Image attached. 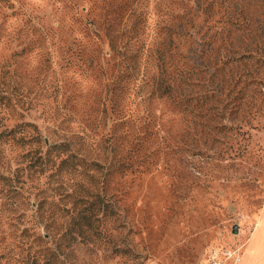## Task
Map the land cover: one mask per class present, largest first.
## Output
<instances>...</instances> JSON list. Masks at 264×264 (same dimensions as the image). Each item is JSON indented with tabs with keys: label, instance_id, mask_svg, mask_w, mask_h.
<instances>
[{
	"label": "rangeland",
	"instance_id": "rangeland-1",
	"mask_svg": "<svg viewBox=\"0 0 264 264\" xmlns=\"http://www.w3.org/2000/svg\"><path fill=\"white\" fill-rule=\"evenodd\" d=\"M72 1L83 11L82 17L78 16L83 22L109 19L118 8L123 15L135 9L136 15L150 24L140 36L145 46L153 41L152 30L161 14L171 19L212 2L215 11L211 20L207 19L220 21L215 25L223 26L224 45L233 50H221V55L236 57L253 50V62L246 61V66L232 62L220 72L226 83L230 77L233 83L238 80L232 93L224 97L223 116L210 121L224 125L222 131L209 126L188 128L177 120L171 134L165 136L166 143L157 149V165L118 182L117 206L125 226L118 248H128L133 254H116L107 234L94 246L81 244L75 249V259L68 257L65 264H82L89 258L95 264H239L243 253L247 254L244 264H264V0ZM69 2L0 0V83L18 88L15 93L25 96L27 103L21 114L38 124L50 115L60 120L62 107L69 108L66 78L71 73L66 72L62 58L66 39L79 37L76 25L71 28L73 33L66 35L67 22L76 13L68 10ZM242 22L249 29L235 28ZM125 37L117 38L120 49ZM83 47L89 49L90 43ZM103 50L108 54L106 44ZM152 59L151 52L148 66H156ZM123 61L120 66H133L130 58ZM117 62L116 57L109 64L116 66ZM74 75L81 102L90 103L92 80L87 74ZM75 111L81 117L85 112L94 117L93 110L83 105ZM1 131L0 254L3 248L14 250L10 232L18 213L28 209L27 200L18 205L15 193L23 180L16 176L21 160L17 155L22 149ZM111 180L101 176L97 183L105 188L107 198L114 185ZM91 182L92 189L96 180Z\"/></svg>",
	"mask_w": 264,
	"mask_h": 264
},
{
	"label": "trees",
	"instance_id": "trees-1",
	"mask_svg": "<svg viewBox=\"0 0 264 264\" xmlns=\"http://www.w3.org/2000/svg\"><path fill=\"white\" fill-rule=\"evenodd\" d=\"M77 6L72 0L67 6L76 13L67 22L66 35L76 25L79 37L69 36L65 41L62 61L71 73L66 78L69 108L62 107L60 120L53 115L43 118V124L26 120L20 112L26 97L15 93V86L0 83L1 135L22 149L16 176L23 180L15 193L18 205L28 203L10 232L14 250L3 248L0 264H65L66 258L75 259V249L81 244L94 246L107 234L116 254L132 255L130 249L118 248L125 227L117 206L118 182L157 165V149L166 143L177 120L188 128L209 126L222 131L224 125L210 121L223 116L224 97L238 80L233 83L230 77L226 83L220 72L232 62L236 66L253 62V50L236 57L221 55V50H233L224 45L223 26L215 25L220 21L209 22L215 11L212 2L171 19L161 14L152 30L153 41L146 46L140 36L150 24L135 9L123 15L118 8L109 19L96 23L81 21L78 16L83 11ZM196 15L203 18L198 20ZM236 25L237 29L249 27L244 22ZM119 37H125L122 49L116 46ZM82 39L90 43L89 49L85 50ZM151 52L156 66H148ZM116 57L119 62L110 66ZM129 58L133 66H120ZM77 73L92 80L90 103L81 102V91L74 83ZM82 105L92 109L94 117L87 112L81 117L75 111ZM3 120L14 122L3 124ZM101 176H110L114 182L108 198L105 188L97 184ZM82 264L95 262L89 258Z\"/></svg>",
	"mask_w": 264,
	"mask_h": 264
},
{
	"label": "crops",
	"instance_id": "crops-1",
	"mask_svg": "<svg viewBox=\"0 0 264 264\" xmlns=\"http://www.w3.org/2000/svg\"><path fill=\"white\" fill-rule=\"evenodd\" d=\"M262 208H264V206H262ZM262 208H261V210H262ZM260 212H261V211H260ZM260 212H259V214H258V216H257V218H256V222H257V219H258V217H259V215H260ZM256 222H255V224H256ZM251 236H253V231H252L250 237H251ZM250 237H249V238H250ZM251 251H252V247H250V249H249V252H251ZM246 256H247V254H246V255H245V253L242 254L239 264H244V260H245ZM245 261H246V260H245Z\"/></svg>",
	"mask_w": 264,
	"mask_h": 264
}]
</instances>
